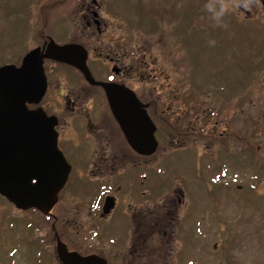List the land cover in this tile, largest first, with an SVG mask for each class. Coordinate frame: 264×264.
<instances>
[{"label": "rangeland", "instance_id": "obj_1", "mask_svg": "<svg viewBox=\"0 0 264 264\" xmlns=\"http://www.w3.org/2000/svg\"><path fill=\"white\" fill-rule=\"evenodd\" d=\"M77 3L78 0H0V66L19 62L31 48L42 44L49 36L51 40L58 42L84 40L83 27L77 25ZM224 3H228L229 8L221 15ZM103 12L105 19L112 24L111 37L116 38L117 33L122 36L124 33H133L132 31L138 36L140 64L134 83L138 93L144 99L152 95L158 106L164 109L169 106V100H175L172 109L177 110L176 116L173 114L168 119L178 118L177 116L183 120L200 118L199 125L203 127L200 129L203 138L194 136L196 139L191 138L193 142H189L187 146L185 144L182 149H171L169 153L160 149L156 153L159 172L163 171V166L158 163L161 159L177 157L170 159L168 164L166 162L167 174L173 182L182 178L190 189L189 192L193 193L194 200L199 194L195 183L202 187V208H193L195 201L192 203L188 200L171 214L170 243L174 246L171 253L172 264H189L187 258L190 257L184 262L180 260L185 256L182 250H192V257L195 259L197 245L202 250L203 260L195 264H264L262 0H255L249 14L248 11L236 8L233 0H107ZM97 39L100 40L99 36H94L92 40ZM90 57L94 73L102 75V61L94 53ZM47 70L52 84L44 103L52 106V113L58 114L53 109V104L57 101L54 103L52 100L57 99L63 88L58 90L56 85L58 81L62 82V86L67 82L77 83L78 74L67 66L49 65ZM169 75L170 79L167 77ZM172 87L178 90H170ZM170 91L172 94L165 101V94ZM175 92L183 93L181 101L178 102V98L174 97L177 94ZM214 100L217 101L213 103L215 106L220 104V100L226 107L217 109L213 104L206 106ZM193 101H198L201 105V116H197L200 112L189 116L197 108L191 104L195 103ZM249 102L251 128L246 133L243 114L247 112L245 103ZM159 111L162 112L161 109ZM218 117L223 120L230 118L231 126L234 125L237 134L244 138L236 142V147H252L253 153H247L251 165L248 164L245 171L243 163L229 164L233 165L231 167L236 173L235 176H230L234 179L231 180V192L240 197L237 201L220 198L215 208L214 203L209 200L212 194L230 193L222 191V187L213 180L219 174L213 172L214 160L219 154L224 156L229 152V145L224 148L221 145L223 138L219 136L218 126L215 124ZM198 120L195 121L199 123ZM165 121L157 118L159 128ZM65 130L68 131V128ZM158 137L165 147L166 141L161 132ZM227 143L228 140L225 144ZM212 145H215L214 149L206 152V148ZM176 146L178 144L173 147ZM244 159L242 151L236 150L235 160L244 162ZM228 161L224 160V163ZM220 163L223 164V160ZM229 175L228 173L227 178ZM236 183L242 184L243 189L235 188ZM73 191V187L67 186L63 197L69 208L75 209L78 204L70 201ZM58 212L63 213L61 206ZM47 216L36 209L19 210L0 195V226L7 225L10 242H18L14 249L11 248L14 254L10 259L5 260L7 257L0 255V264H33L27 259L28 248L24 238L30 237L31 233L33 237L40 239L45 256L53 259L55 264H60L52 228L53 219ZM196 226L202 232H194ZM181 228L187 233L181 231ZM116 231L124 233L115 222L106 223L102 230L106 234L105 240L103 237L102 240L96 237L92 231L87 234L90 242L87 241L85 247L78 242V235L72 247L81 253H88L91 247L96 250L103 248L106 241L116 240ZM189 231H193V235L188 234ZM69 238L72 239L70 236ZM186 238L187 245L183 244Z\"/></svg>", "mask_w": 264, "mask_h": 264}, {"label": "flooded vegetation", "instance_id": "obj_2", "mask_svg": "<svg viewBox=\"0 0 264 264\" xmlns=\"http://www.w3.org/2000/svg\"><path fill=\"white\" fill-rule=\"evenodd\" d=\"M106 3L107 0H78L76 6L79 11L77 25L83 27L84 40L73 39L68 42H58L54 39L60 45L77 44L85 48L88 53L87 67L94 80H90L91 77L88 79L85 73L76 66L45 58L44 68L48 82L46 94L40 101L28 103L31 110L43 108L49 116L57 118L55 128L58 133V147L71 167L68 181L60 191L59 200L48 216L53 219L52 228L56 241L60 239L71 252L76 251L83 256L96 254L106 259L108 264H172L171 253L174 246L170 243V234H172L169 228L171 214L188 200L192 203L195 201L193 208H202V187L197 182L195 183L199 194L194 200L193 193L189 192L190 189L182 181V178L173 182L167 174L166 162L168 164L170 159L177 157H171L169 160L161 159L162 161L158 163L163 166V168L161 167L163 171L159 172L156 165V153L160 149L167 153L171 149H182L185 144L187 146L189 142H193L191 138L196 139L194 136L203 138L202 132H200L203 127L201 128L199 125L201 120L198 119L200 118L183 120L177 116L178 118L168 119L177 112V110L172 109L175 100H169V106L164 109V107L158 106L152 95L148 99H144L138 93L134 86L137 80L135 74L140 64L138 36L132 31L133 33H124L122 36L117 33L116 38L111 37L113 36L111 33L112 24L105 19L103 12L106 9ZM262 5L264 7L263 0ZM247 13L249 14V11ZM262 16L264 17L263 14ZM247 17L252 18L251 16ZM260 21L264 22V19H260ZM94 36H99L100 40L93 41ZM50 40L51 37L49 36L42 44L31 48L19 62L7 63L6 65L23 66L25 57L31 50L40 48L41 54L45 53ZM92 53L96 54L97 59L103 63L100 68L103 73L100 76L94 73L91 68L90 55ZM49 65L54 67L67 66L78 74L77 83L67 82L65 86H62V82L58 81L56 85L58 90L62 88L63 90L56 100H52L54 103L57 101L56 104H53V109L58 114L52 113V106H46L44 103L46 97L49 96L52 84L47 70ZM106 73L107 76H105ZM167 73L169 74V72ZM167 77L170 79V75ZM96 82L114 84V89L121 91L129 89L136 94L142 104V109L146 110L156 127L154 135L158 147L155 152L143 153L144 149L142 150L137 141H134L133 144L128 140L122 125L111 110L106 89ZM170 90H178V88L172 87ZM175 93L177 94H174V97L178 98V102L181 101L183 93ZM171 94V91L165 94V101L170 98ZM193 102L195 103L191 102V104L197 108L189 116L192 117L193 114L197 115L199 112L200 114L197 116H201V105L198 101ZM216 102L214 100L206 106ZM219 103L218 106L213 104L215 108L224 109L226 107V104L220 100ZM245 108L247 112L243 114V118L246 122L245 132L248 133L251 128L250 102L245 103ZM157 118L166 120L161 125L162 128H159ZM195 120H198L199 123ZM217 120L215 124L218 126L219 136L223 138L221 145L223 148L229 145L227 147L229 152L224 156H219L222 155L219 154L214 160L213 172L219 174L213 180L222 187V191H230V193L212 194L209 200L214 203L215 208L218 206L220 198L226 201H237V198L240 197L231 192V186H233L231 180L234 179L230 176H235L236 173L231 167L233 165L229 164L243 163V170L245 171L248 164L251 165V162H248L247 153H253L252 147L248 149L245 145L243 149L236 147V142L244 140V138L237 134L234 125L231 126L230 118L223 120L222 117H218ZM65 128H68V131ZM159 132L166 141L165 147L161 145L158 139ZM227 140L228 143L225 144ZM248 142L252 145V142ZM174 144H178V146L173 147ZM214 146H208L206 152L214 149ZM236 150L242 151L245 157L244 162L235 160ZM222 160L223 164L220 163ZM224 160L229 161L224 163ZM228 173L230 175L227 178ZM220 182L225 184H220ZM67 186L74 189L73 193L70 194V201L78 204L75 209L69 208L68 202L64 200L63 193ZM234 187L243 189L242 184L236 183ZM107 201L110 204H107ZM111 205L113 206L111 207ZM60 206L63 213L58 212ZM114 222L120 225L124 233L116 231V240L106 241L105 247L96 250L90 246L91 251L88 253H81L72 247L77 235L79 236L78 242H81L82 247H85L84 245L88 244L87 241L90 242V237L87 234L92 231L96 237H100L101 240L103 237L105 240L106 234L102 232L103 227L105 229L106 223ZM73 229L75 230L72 231ZM195 230L196 233L202 232L199 226H196ZM181 231L187 233L184 229ZM194 232L189 231L188 234L193 235ZM183 244L187 245V238ZM192 247L193 245L190 249ZM182 252L185 255L180 259L182 262L187 257H190L187 258L189 264L203 260L202 250L198 245L195 259L192 257L194 253L192 250L185 248ZM59 263L62 264L60 260Z\"/></svg>", "mask_w": 264, "mask_h": 264}, {"label": "water", "instance_id": "obj_3", "mask_svg": "<svg viewBox=\"0 0 264 264\" xmlns=\"http://www.w3.org/2000/svg\"><path fill=\"white\" fill-rule=\"evenodd\" d=\"M87 57L81 45H60L50 40L45 53L41 54L40 48L31 50L23 66L0 67V195L19 210L36 209L49 215L71 172L58 147L57 118L49 116L43 108L28 107V103L38 102L46 94L44 59L76 66L94 80L87 67ZM96 83L106 89L111 110L128 140L133 144L137 141L143 153L155 152L156 127L136 94L129 89H114V84ZM56 252L62 264H108L96 254L83 256L69 251L60 239Z\"/></svg>", "mask_w": 264, "mask_h": 264}, {"label": "trees", "instance_id": "obj_4", "mask_svg": "<svg viewBox=\"0 0 264 264\" xmlns=\"http://www.w3.org/2000/svg\"><path fill=\"white\" fill-rule=\"evenodd\" d=\"M7 229V225L0 226V255L6 256L7 258L5 260L10 259L14 254L11 248L16 244L10 242V235H7ZM24 238L28 248L27 259L29 262H33V264H55L53 259L45 256L44 246L40 243L39 238L36 236L33 237V233L30 234V237L25 236Z\"/></svg>", "mask_w": 264, "mask_h": 264}, {"label": "clouds", "instance_id": "obj_5", "mask_svg": "<svg viewBox=\"0 0 264 264\" xmlns=\"http://www.w3.org/2000/svg\"><path fill=\"white\" fill-rule=\"evenodd\" d=\"M234 6L242 11H251L253 4L255 3V0H233ZM229 8L228 3H224L221 15L223 12L227 11Z\"/></svg>", "mask_w": 264, "mask_h": 264}]
</instances>
